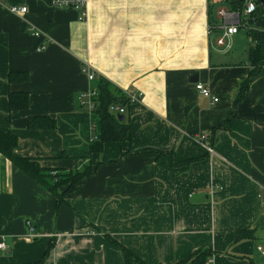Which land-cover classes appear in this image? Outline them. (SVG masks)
<instances>
[{"label": "crops", "instance_id": "0c3cea01", "mask_svg": "<svg viewBox=\"0 0 264 264\" xmlns=\"http://www.w3.org/2000/svg\"><path fill=\"white\" fill-rule=\"evenodd\" d=\"M223 1L235 9L234 0H88L80 21L78 9L52 0H0V130L15 132L16 154L47 171L96 167L58 204L0 153V264H124L110 237L150 264L198 249L218 252L206 264H264V66L235 103L251 38L243 27L225 35ZM13 4L28 10L13 14ZM85 62L97 78L143 94L123 115L128 138L100 153L90 152L99 119L78 100L93 88ZM11 71L29 78L10 84ZM195 74L217 103L195 89ZM11 90L28 92L27 109L11 110ZM41 115L56 129L27 127ZM237 229L253 237L234 243Z\"/></svg>", "mask_w": 264, "mask_h": 264}, {"label": "trees", "instance_id": "16d2710c", "mask_svg": "<svg viewBox=\"0 0 264 264\" xmlns=\"http://www.w3.org/2000/svg\"><path fill=\"white\" fill-rule=\"evenodd\" d=\"M263 12L262 8L257 11L256 22H252L255 27L247 29V34L251 38V44L247 50L251 70L248 77L239 86L234 99L235 103L243 97L251 81L264 66ZM28 78L29 73L26 71H11L8 74V82L10 84L23 83ZM93 88L97 90V95L94 98L97 107L94 110V114L99 119L100 131L94 133L92 136L90 152L100 153L103 151L106 143L112 141L122 143L128 138L131 129L130 124L125 119L122 121L119 119V115L113 110V106L120 104L127 108L130 103L124 91L105 78L99 77L95 79L93 81ZM8 97L12 111L27 109L29 105L28 92L11 90ZM27 127L35 130H54L57 127V121L55 118L49 116H32L27 120ZM18 145L19 139L15 132L0 130V153L2 156L38 181L47 190L56 194L58 204L65 200L67 194L77 190L96 172V167H93L92 163L86 160L82 161V165L76 169L60 173L52 171L55 175L50 176L49 172L51 171L42 168L38 162V158L17 155L16 149ZM251 237H253L251 230L237 229L235 231L234 243ZM110 240L121 249L124 264H150L115 238L110 237ZM216 253L218 252L211 249H198L184 258L169 264H206Z\"/></svg>", "mask_w": 264, "mask_h": 264}, {"label": "built area", "instance_id": "2783aa9c", "mask_svg": "<svg viewBox=\"0 0 264 264\" xmlns=\"http://www.w3.org/2000/svg\"><path fill=\"white\" fill-rule=\"evenodd\" d=\"M235 1V9L234 11L221 10L220 14L224 17L225 23L223 28L225 30V35L232 36L237 34L240 30V27L245 29H249L255 27L252 22H256L257 11L262 8L264 11V6L259 0H234ZM52 6L54 8H73L78 9L80 11L79 20L84 21L88 17V0H52ZM9 11L13 14L23 15L27 12V7L24 5H16L13 4L9 6ZM264 15V12H263ZM37 35L39 33H36ZM218 44L223 45L224 39L219 38ZM46 48V45H41L38 50H43ZM82 70L87 74V77L90 81H94L96 76V70L92 66L91 63L85 62L83 63ZM195 89L202 94L204 97L210 99L212 103H217L219 98L212 94V91L208 85L204 82L198 81L194 83ZM129 103L136 102L141 99L143 94L141 92H128L124 91ZM97 95V90L94 88H90L87 91L82 92L78 96L79 103L84 106L88 111L94 113L95 108L97 107L95 96ZM126 106L117 104L113 106V110L118 114L122 115L126 112ZM199 140L206 149L209 154H214L213 147L207 143V134L201 133L199 134ZM217 188H221L217 185H211V190H215ZM26 225L30 234L35 233V226L32 221L27 220ZM58 236V235H56ZM0 249H7V245L4 241V238L0 239ZM259 250L264 255V249L259 247Z\"/></svg>", "mask_w": 264, "mask_h": 264}, {"label": "rangeland", "instance_id": "374dc122", "mask_svg": "<svg viewBox=\"0 0 264 264\" xmlns=\"http://www.w3.org/2000/svg\"><path fill=\"white\" fill-rule=\"evenodd\" d=\"M221 5H223L224 7H226L228 10H230V11H232V10H234V8H233V6L229 3V2H227V1H223L222 3H221ZM215 20H217V18L215 19L214 18V21ZM236 46L235 45H230L229 46V48L228 47H226L227 49H231V51L232 50H235V49H237L238 50V53H240V51L242 50L240 47H237V48H235ZM235 48V49H234ZM244 49V48H243ZM49 175L50 176H54L55 174L51 171V172H49Z\"/></svg>", "mask_w": 264, "mask_h": 264}, {"label": "water", "instance_id": "95a60500", "mask_svg": "<svg viewBox=\"0 0 264 264\" xmlns=\"http://www.w3.org/2000/svg\"><path fill=\"white\" fill-rule=\"evenodd\" d=\"M262 4H263V6H264V0H259ZM199 81V77H198V75L197 74H195V75H193L192 77H191V79H190V82H192V83H196V82H198ZM119 119L122 121L123 119H124V116L123 115H119Z\"/></svg>", "mask_w": 264, "mask_h": 264}]
</instances>
